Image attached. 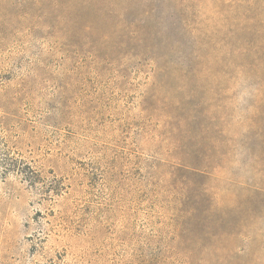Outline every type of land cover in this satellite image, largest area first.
Returning <instances> with one entry per match:
<instances>
[{
	"label": "rangeland",
	"instance_id": "obj_1",
	"mask_svg": "<svg viewBox=\"0 0 264 264\" xmlns=\"http://www.w3.org/2000/svg\"><path fill=\"white\" fill-rule=\"evenodd\" d=\"M0 264H264V0H0Z\"/></svg>",
	"mask_w": 264,
	"mask_h": 264
}]
</instances>
